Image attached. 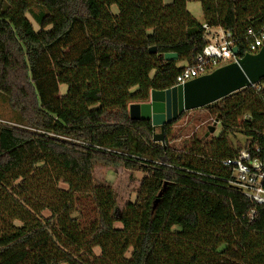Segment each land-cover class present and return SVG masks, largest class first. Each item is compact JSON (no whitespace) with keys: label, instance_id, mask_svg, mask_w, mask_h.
I'll use <instances>...</instances> for the list:
<instances>
[{"label":"trees","instance_id":"trees-1","mask_svg":"<svg viewBox=\"0 0 264 264\" xmlns=\"http://www.w3.org/2000/svg\"><path fill=\"white\" fill-rule=\"evenodd\" d=\"M187 1L0 0V101L25 128L0 126V264H264V205L221 164L264 147V79L203 107L220 134L181 150L128 116L194 64L203 25L264 24V0H196L203 24ZM97 166L140 173L135 200L118 210Z\"/></svg>","mask_w":264,"mask_h":264},{"label":"water","instance_id":"water-1","mask_svg":"<svg viewBox=\"0 0 264 264\" xmlns=\"http://www.w3.org/2000/svg\"><path fill=\"white\" fill-rule=\"evenodd\" d=\"M232 52L238 55L237 48H233ZM149 53H155V48H150ZM177 58L174 53L163 55L165 61H176ZM262 79L264 45L256 54H245L234 63L221 66L184 84L162 91L151 90L147 102L128 106V116L130 120L149 121L153 130L152 141L160 143L164 148L165 126L174 123L183 113L211 105ZM156 129L158 133H155Z\"/></svg>","mask_w":264,"mask_h":264},{"label":"built area","instance_id":"built-area-1","mask_svg":"<svg viewBox=\"0 0 264 264\" xmlns=\"http://www.w3.org/2000/svg\"><path fill=\"white\" fill-rule=\"evenodd\" d=\"M203 28L205 31L209 29L205 25ZM238 44L243 46L246 54H256L264 45V24L258 28L246 29L238 38L219 29V34L212 36V42L206 41L202 51L197 54L194 64L185 67L177 75L174 86L236 62L238 58H241ZM233 48H237V56L233 54ZM0 126L25 129L6 119H0ZM221 164L232 168V186L239 189L252 203L264 205V147H254L251 151L243 149L235 158L223 160Z\"/></svg>","mask_w":264,"mask_h":264},{"label":"rangeland","instance_id":"rangeland-1","mask_svg":"<svg viewBox=\"0 0 264 264\" xmlns=\"http://www.w3.org/2000/svg\"><path fill=\"white\" fill-rule=\"evenodd\" d=\"M114 10V7L112 8ZM186 11L191 15V17L200 24L204 23V17L201 9V4L196 0H188L186 3ZM27 19L33 25L35 31H38V27L27 15ZM216 29H208L205 31V40L212 42V36L218 35ZM179 66H184V62H178ZM135 91V90H132ZM61 94H64L65 87L60 88ZM184 114V115H183ZM180 118H178L174 123H172L171 133L169 136V145L176 150H181L184 146L188 144L190 138L193 135L197 138L204 136L205 138L217 137L221 132V127L219 123L208 116L206 110L197 109L189 112L183 113ZM0 115L5 119H9L14 113L6 105V103L0 101ZM212 128V131L209 129ZM158 133V129L155 130ZM229 140L231 143L235 144L239 142L244 144L245 139L240 135L230 136ZM94 178L99 182H104L113 187L117 194V206L118 210H121L125 203L128 201L133 202L136 197V191L138 189L141 174L123 169L112 170L105 167H95ZM61 188L65 189V186L60 185ZM47 216V212L42 213ZM15 225H19L17 222ZM115 227L119 228L118 224ZM96 253L98 251L96 250Z\"/></svg>","mask_w":264,"mask_h":264},{"label":"crops","instance_id":"crops-1","mask_svg":"<svg viewBox=\"0 0 264 264\" xmlns=\"http://www.w3.org/2000/svg\"><path fill=\"white\" fill-rule=\"evenodd\" d=\"M216 31H217L216 33H218V34H219V29H216Z\"/></svg>","mask_w":264,"mask_h":264},{"label":"flooded vegetation","instance_id":"flooded-vegetation-1","mask_svg":"<svg viewBox=\"0 0 264 264\" xmlns=\"http://www.w3.org/2000/svg\"><path fill=\"white\" fill-rule=\"evenodd\" d=\"M172 127V126H171ZM212 129V128H211ZM159 131V130H158Z\"/></svg>","mask_w":264,"mask_h":264}]
</instances>
